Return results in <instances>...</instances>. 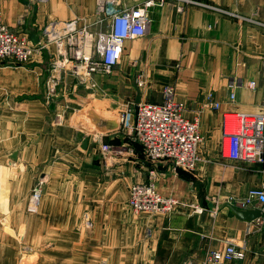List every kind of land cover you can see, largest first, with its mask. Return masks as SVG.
I'll return each mask as SVG.
<instances>
[{
    "label": "crops",
    "instance_id": "0c3cea01",
    "mask_svg": "<svg viewBox=\"0 0 264 264\" xmlns=\"http://www.w3.org/2000/svg\"><path fill=\"white\" fill-rule=\"evenodd\" d=\"M192 1L150 8L148 34L124 44L112 75L94 77L95 91L63 72L60 94L48 99L53 46L35 64L0 61V264H211L209 254L228 243L245 258L216 264H264V225L216 207L264 186V164L225 160L220 147L223 113L264 111V0ZM0 5L7 29L30 40L31 30L41 36L51 22L80 28L95 21L94 0ZM134 81L143 82L141 101L149 103L172 87L183 116L196 121L201 159L194 171L148 161L139 145L124 143L130 137L120 129L98 130L79 103L117 118L120 105L135 106ZM208 96L218 109L207 105ZM56 113H64L61 126ZM101 143L115 148L105 159ZM148 182L202 211L133 213L129 189Z\"/></svg>",
    "mask_w": 264,
    "mask_h": 264
},
{
    "label": "built area",
    "instance_id": "2783aa9c",
    "mask_svg": "<svg viewBox=\"0 0 264 264\" xmlns=\"http://www.w3.org/2000/svg\"><path fill=\"white\" fill-rule=\"evenodd\" d=\"M44 3L46 0H28ZM168 0H146L134 6H121V0H94L95 21L78 28L76 21L68 24L51 22L42 29L40 41L34 44L27 35L7 29L1 20L0 5V61L26 66L36 54L54 46L56 55L51 65L52 73L65 72L88 90H96L94 77H109L120 63L124 44L145 37L150 28L149 9L163 5ZM195 4L192 0H171ZM180 9V8H179ZM52 75L47 81L48 99L55 97L53 91L58 81ZM143 86L138 81V87ZM255 83L249 87L254 88ZM63 95H66L63 93ZM207 97V105L218 109ZM116 113L120 132L127 134L143 151L148 161L168 162L177 168L194 171L200 162L198 154L201 137L196 121L183 116L182 105L174 100V90L165 86L159 103L141 101L135 106L120 105ZM121 110V111H120ZM64 113L54 115V124L60 126ZM221 156L231 162L264 164V111L259 113H223L221 118ZM105 155L115 148L101 146ZM33 198H39V188ZM227 202L237 203L242 208L259 205L262 217L257 219L258 227L264 224V186L253 188L240 200L231 198ZM128 207L135 214L168 215L178 208L201 209L180 203L174 197L162 195L153 182L133 184L129 189ZM246 252L228 243L223 252L209 254L211 264L241 261ZM99 264H108L100 262Z\"/></svg>",
    "mask_w": 264,
    "mask_h": 264
},
{
    "label": "water",
    "instance_id": "95a60500",
    "mask_svg": "<svg viewBox=\"0 0 264 264\" xmlns=\"http://www.w3.org/2000/svg\"><path fill=\"white\" fill-rule=\"evenodd\" d=\"M30 37H31V41L34 44H37L40 41L41 36L40 35L37 36L35 30H31ZM133 87L136 91V97H135V114H136L137 104L141 102L142 93L135 81L133 82ZM79 103L86 109V114L88 118L101 132L110 133V132L118 131L120 129V123L117 118L102 117L92 109L89 103L84 101H80ZM86 144L87 142L84 143V145ZM13 157H15V155ZM209 207L213 209L215 206L214 204L210 203ZM216 207L218 210L227 208L233 215L237 216L238 218H240L245 222H254L262 217L261 210L257 208L236 207L229 202H225L221 205H217Z\"/></svg>",
    "mask_w": 264,
    "mask_h": 264
},
{
    "label": "rangeland",
    "instance_id": "374dc122",
    "mask_svg": "<svg viewBox=\"0 0 264 264\" xmlns=\"http://www.w3.org/2000/svg\"><path fill=\"white\" fill-rule=\"evenodd\" d=\"M135 2V0H121V6H128V5H133V4H135L134 3ZM50 47V46H49ZM54 47V46H53ZM47 52V50H44L41 54H36L33 58H32V61L30 62V64L32 63H36V62H38V61H40L43 57H44V55H45V53ZM55 55H56V50H55ZM3 62H7V61H3ZM52 65V64H51ZM51 70V69H50ZM61 74H63V72H57L55 75L52 73V70L50 71V73H49V77H48V79L52 76V75H54V79L56 80V81H58V79H59V76L61 75ZM48 79L46 80V84H45V93H48V87H47V81H48ZM60 91L58 90V86H56L55 87V89H54V91H53V94L54 95H57L58 93H59ZM60 94V93H59ZM126 103V102H125ZM125 103H123V104H125ZM121 109V108H120ZM119 110V109H118ZM121 111V110H120ZM117 112V111H116ZM74 113V112H73ZM72 114V113H71ZM84 114V113H83ZM80 115L81 114H79V115H77L76 116V120H74V123L78 126V128L79 129H81V128H84L83 127V123H82V120L80 119ZM85 115V114H84ZM78 116H79V118H78ZM64 120H65V117H64ZM63 124V121L61 122V125ZM60 125V126H61ZM86 127V126H85ZM88 128V127H87ZM87 133V132H86ZM122 137H124L123 136V133H119ZM125 141H124V143L126 144H128V145H138L136 142H134V141H132L131 139H129V138H123ZM87 144H88V140H87ZM96 145H99V140L95 143ZM104 145H108V144H103V143H101L100 144V150H99V153H100V158H102V159H105V157H107L108 155H105L103 152H102V150H101V146H104ZM93 148H95V145L93 146ZM201 159V158H200ZM178 200V199H177ZM179 201V200H178ZM180 203H183V202H181V201H179ZM183 204H185V205H191V204H188V203H183ZM185 209H188V208H185ZM264 225V224H263ZM262 225V226H263Z\"/></svg>",
    "mask_w": 264,
    "mask_h": 264
},
{
    "label": "bare ground",
    "instance_id": "6f19581e",
    "mask_svg": "<svg viewBox=\"0 0 264 264\" xmlns=\"http://www.w3.org/2000/svg\"><path fill=\"white\" fill-rule=\"evenodd\" d=\"M60 109V108H59ZM56 112V111H55Z\"/></svg>",
    "mask_w": 264,
    "mask_h": 264
}]
</instances>
